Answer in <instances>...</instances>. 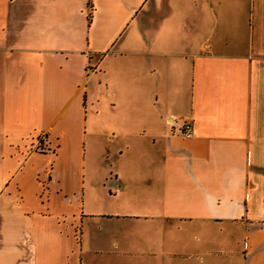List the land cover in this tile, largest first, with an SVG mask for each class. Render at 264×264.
<instances>
[{"label": "crops", "instance_id": "crops-1", "mask_svg": "<svg viewBox=\"0 0 264 264\" xmlns=\"http://www.w3.org/2000/svg\"><path fill=\"white\" fill-rule=\"evenodd\" d=\"M0 264H264V0H0Z\"/></svg>", "mask_w": 264, "mask_h": 264}, {"label": "built area", "instance_id": "built-area-1", "mask_svg": "<svg viewBox=\"0 0 264 264\" xmlns=\"http://www.w3.org/2000/svg\"><path fill=\"white\" fill-rule=\"evenodd\" d=\"M192 134L191 124L189 122H181V136L188 137Z\"/></svg>", "mask_w": 264, "mask_h": 264}, {"label": "trees", "instance_id": "trees-1", "mask_svg": "<svg viewBox=\"0 0 264 264\" xmlns=\"http://www.w3.org/2000/svg\"><path fill=\"white\" fill-rule=\"evenodd\" d=\"M39 150H41V149H39Z\"/></svg>", "mask_w": 264, "mask_h": 264}]
</instances>
